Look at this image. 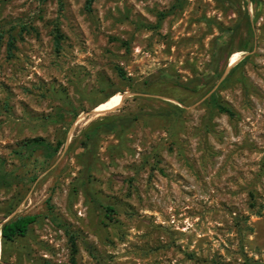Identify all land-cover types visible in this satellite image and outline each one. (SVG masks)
<instances>
[{"label": "rangeland", "instance_id": "obj_1", "mask_svg": "<svg viewBox=\"0 0 264 264\" xmlns=\"http://www.w3.org/2000/svg\"><path fill=\"white\" fill-rule=\"evenodd\" d=\"M84 2L0 0V229L37 215L0 264H264V0ZM38 136L52 158L19 153Z\"/></svg>", "mask_w": 264, "mask_h": 264}, {"label": "trees", "instance_id": "obj_2", "mask_svg": "<svg viewBox=\"0 0 264 264\" xmlns=\"http://www.w3.org/2000/svg\"><path fill=\"white\" fill-rule=\"evenodd\" d=\"M43 1V0H41ZM94 0H85L84 2V8L86 11L90 12L92 10V4ZM183 0H175V2L172 5V9L175 8H182L183 7ZM165 13L160 14V18L164 16ZM21 30H27V25L24 23L20 25ZM3 30L0 29V40L3 37L2 35ZM63 38V35L61 32H59V29H55L54 33V42L56 47H60L61 40ZM14 40L15 37L13 35H10L8 39L7 49H8V55L12 56V48H14ZM236 66V65H235ZM232 67L230 71H232L234 68ZM118 73L124 77V72L121 67L117 66ZM166 76V74H164ZM195 79L201 80L200 75L196 76ZM191 80L187 83H184L183 86H188V84L195 82L194 80ZM199 86H201L200 83H194V88L197 90L199 89ZM208 102L211 109H219L222 110L230 115H233V111L229 109L228 107L222 105L217 100V97L215 94H211L206 100ZM182 109L172 103H169V107L166 110H158L155 114H158L159 116L171 114L173 116L179 115L180 111ZM139 118V115L133 114V115H106L103 117H100L98 119L93 120L88 124V126L83 130L82 136H83V142L90 143L91 147L94 148L99 137L102 134L107 133H113L118 136H122L127 129ZM63 143L62 138H58L56 142L53 144L47 139L43 137H34L31 139L24 140L22 142V148L19 151L22 155H32L35 151L40 150L44 157L46 158H52L55 153L58 151L60 146ZM91 162L84 163V169L89 175V171L92 168ZM8 173L3 170L2 165L0 163V183H6L8 180ZM105 214L107 217L110 218V213L114 211L113 206L106 205L104 206ZM37 220L36 214H23V215H17L16 217L4 222L1 225L0 233H1V243L4 244L6 242L14 241L17 237L25 236L28 232L29 226L31 223L35 222ZM70 244H71V252L72 256L76 253L77 248L75 244L74 238L70 237ZM256 262V261H253ZM258 264V262L256 263Z\"/></svg>", "mask_w": 264, "mask_h": 264}, {"label": "bare ground", "instance_id": "obj_3", "mask_svg": "<svg viewBox=\"0 0 264 264\" xmlns=\"http://www.w3.org/2000/svg\"><path fill=\"white\" fill-rule=\"evenodd\" d=\"M104 104H100L99 106H97L96 108H94L95 112H88L87 114L85 115H98L99 111H100V108L103 106ZM90 118V117H89ZM85 120V119H84ZM76 123V122H75ZM70 134V133H69Z\"/></svg>", "mask_w": 264, "mask_h": 264}, {"label": "water", "instance_id": "obj_4", "mask_svg": "<svg viewBox=\"0 0 264 264\" xmlns=\"http://www.w3.org/2000/svg\"><path fill=\"white\" fill-rule=\"evenodd\" d=\"M228 69V68H227Z\"/></svg>", "mask_w": 264, "mask_h": 264}]
</instances>
